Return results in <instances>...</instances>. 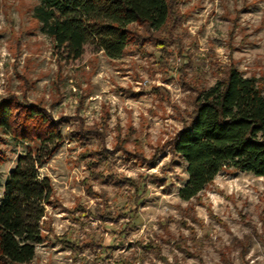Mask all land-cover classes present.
Here are the masks:
<instances>
[{
	"label": "rangeland",
	"instance_id": "374dc122",
	"mask_svg": "<svg viewBox=\"0 0 264 264\" xmlns=\"http://www.w3.org/2000/svg\"><path fill=\"white\" fill-rule=\"evenodd\" d=\"M178 2V19L156 32L163 48L130 45L112 59L87 43L80 58L68 59L35 17L37 0H0V100L15 95L44 105L55 118H68L65 132L104 129L84 144L67 137L41 168L54 198L44 219L47 239L28 264H264V176L223 168L185 200L184 162L168 145L191 118L197 93L229 66L264 88V0ZM91 149L109 151L100 171L145 184L139 203L127 184H85L90 170L82 155ZM21 150L0 130L1 180ZM77 204L114 218L78 220ZM64 233L112 250L90 247L75 257L58 242Z\"/></svg>",
	"mask_w": 264,
	"mask_h": 264
},
{
	"label": "trees",
	"instance_id": "16d2710c",
	"mask_svg": "<svg viewBox=\"0 0 264 264\" xmlns=\"http://www.w3.org/2000/svg\"><path fill=\"white\" fill-rule=\"evenodd\" d=\"M37 1L35 17L68 59L80 58L87 43L95 44L112 59L122 57L130 45L141 49L145 43H162L163 48L165 41L156 32L166 29L170 20L179 15V0ZM194 102L191 118L168 142L173 155L184 162L188 175L179 187L181 198L190 200L198 195L223 168L264 176V88L259 80L229 66L224 77L197 93ZM69 123L66 116L55 118L37 102L15 95L0 100V130L22 147L7 176L0 179V264L30 263L37 254V245L47 239L43 225L54 193L52 180L41 171L44 164L67 137L84 144L103 135V127L73 126L65 132ZM108 152H84L82 157L88 159L90 170L85 184L90 186L92 180L127 184L133 191V201L139 203L146 194L145 184L141 186L132 177L98 169V165L108 162ZM3 158L0 152V160ZM90 187L88 191L95 193ZM75 209L79 211L76 218L81 221L90 217L103 221L114 218L99 208L88 211L77 204ZM129 212L137 214L138 206ZM57 239L75 257L90 247H97L104 254L112 250L111 245L93 238L72 239L64 233Z\"/></svg>",
	"mask_w": 264,
	"mask_h": 264
}]
</instances>
